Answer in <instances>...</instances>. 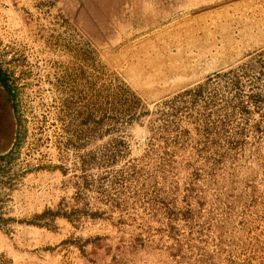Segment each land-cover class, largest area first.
<instances>
[{
  "label": "rangeland",
  "instance_id": "1",
  "mask_svg": "<svg viewBox=\"0 0 264 264\" xmlns=\"http://www.w3.org/2000/svg\"><path fill=\"white\" fill-rule=\"evenodd\" d=\"M0 66V264H264V0H0Z\"/></svg>",
  "mask_w": 264,
  "mask_h": 264
},
{
  "label": "trees",
  "instance_id": "2",
  "mask_svg": "<svg viewBox=\"0 0 264 264\" xmlns=\"http://www.w3.org/2000/svg\"><path fill=\"white\" fill-rule=\"evenodd\" d=\"M227 73H230V85L231 87H236L238 86V77L237 74L234 72V70H228V71H224L222 73H218L217 76H225L228 75ZM209 81L205 80V81H201L198 82L190 87L185 88L183 91L177 93L175 96L172 97L171 100H166L163 102L164 106V111L161 109L160 114L161 116H176L179 112H182L183 110L187 109H191V112L187 115V119L186 122L188 125H201L199 128H196V131L199 134H207L209 136V133L211 132L210 127H207V125H214L211 123H208L206 116H202L200 117L199 113L196 114L193 113V111H195V103L204 96L205 92L209 89L208 85H209ZM0 84L2 85V87L5 89V91L8 94V98L10 99V101L12 102V107L14 109V113H16V108H15V92L13 90L12 87V83L11 81L8 79V73L6 72V70L0 66ZM205 105H207V103H205ZM193 110V111H192ZM173 125V126H178V120L177 119H173L168 121V124H163V126H165L166 128H168V126ZM212 142V141H210ZM216 142L211 143L210 145V149L213 148L215 151L214 152H218V146L215 144ZM209 145V144H208ZM231 145V146H230ZM228 148H235L237 147V145L230 144ZM105 148V147H104ZM108 149V148H107ZM105 150V152L103 154H100L101 156H103L105 154V160H107L108 163L113 162L116 159V155L117 152H119L118 150L115 149H110V150ZM220 152V151H219ZM96 151H93L91 153H84L81 156V167L84 166L87 162L93 160V162H97L100 157L98 154H96ZM10 151H7L5 153H1L0 154V160L6 158L7 156H9ZM221 155V158H225L227 155L229 156L227 151H222L219 156ZM221 158L219 157V159L213 158L211 159H207L208 163L206 164V168L203 169V171L205 173H214V169L217 168L218 166H216V164L222 162ZM104 159V158H103ZM89 160V161H88ZM96 160V161H95ZM189 164V163H188ZM188 164H186V162L183 164L184 167H186ZM45 213V212H44ZM47 213V212H46ZM49 213V211H48ZM54 215H63L66 218L70 219L71 221V216L69 214H63L59 211H55L53 212ZM91 216H94L95 214H101L100 211L98 210H94V211H90ZM1 216V213H0ZM94 238H97V236H95ZM85 240L89 241L91 240L90 237L86 238Z\"/></svg>",
  "mask_w": 264,
  "mask_h": 264
}]
</instances>
